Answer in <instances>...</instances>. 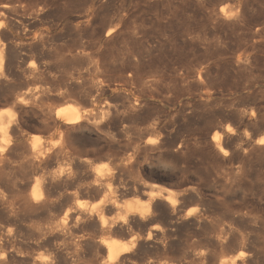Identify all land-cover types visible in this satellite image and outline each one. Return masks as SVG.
<instances>
[{"label": "rangeland", "instance_id": "1", "mask_svg": "<svg viewBox=\"0 0 264 264\" xmlns=\"http://www.w3.org/2000/svg\"><path fill=\"white\" fill-rule=\"evenodd\" d=\"M2 6L7 9L5 17L0 15V26L6 28L7 42L32 49L31 60L24 66L33 60L37 74L26 76L24 85L30 89L21 90L37 86L36 91L43 87L48 95L54 91L50 95L54 98L44 101L50 102L46 106L57 109L73 105L87 113L89 122L70 131L63 143L55 130L42 129L36 116L15 112V119L21 116L25 123L22 153L14 148L12 155L15 163L36 139L35 146L41 151L50 149L60 154L56 149H63L49 170L61 169L66 178H73H67L69 186L63 187L67 191L61 190L64 196H71L75 181L85 184L95 171L102 175L105 170L107 174L102 176L118 206L145 207L146 197L130 192L145 184L144 193L154 189L161 197L167 195L163 200L173 203L180 216L203 215L205 231L229 226L237 230L236 236L256 235L259 243L264 242V144L256 146L254 141L264 138V0H0ZM106 29H112L108 36ZM58 92L62 98L56 97ZM10 109L1 104L0 114L10 116ZM214 132L220 135L225 155L212 141ZM84 169L94 172L90 171L91 175ZM20 174L15 168L11 176L16 179ZM120 184L128 190L125 197L116 196ZM86 196H73L77 200L71 196L67 206L82 202L84 209L94 206L97 209L92 210L99 212L103 198ZM119 210L112 211V217L104 213V217L117 220ZM154 226L164 230L163 220ZM13 227L3 231L15 239L10 247L7 245V253L0 250L2 264H31L36 259L57 263L48 247L26 241L25 232ZM179 227L173 238L166 240L171 245L169 258L189 251L195 241L191 239L193 233L199 230ZM91 235L96 242L112 238L124 244L129 240L126 235ZM148 250L145 256L150 257H146H161V251ZM87 253H81L77 264H95L103 256Z\"/></svg>", "mask_w": 264, "mask_h": 264}, {"label": "bare ground", "instance_id": "2", "mask_svg": "<svg viewBox=\"0 0 264 264\" xmlns=\"http://www.w3.org/2000/svg\"><path fill=\"white\" fill-rule=\"evenodd\" d=\"M223 8L224 7H222V9ZM6 9L7 8L5 6L0 7V15L2 17H5L4 13L6 12ZM3 20L6 21L7 19L3 18ZM10 22H9V24H10ZM4 23H8V22H4ZM7 27H8V25H7ZM19 27H21V25ZM19 27H18V29H19ZM107 27H105V28H107ZM13 28H14V26H13ZM5 29L3 26H0V96H4L0 102V105L1 104L2 105L4 104V106L8 105V107L11 108L10 110H12L13 114L10 116H9V114L7 116L6 113H5V115L0 114V250L5 249V252H6L7 245H9L10 242L13 239H15V237H14L11 240L10 236H8L10 234L7 233L8 235H4L3 231L5 229L10 228L11 226H14V227L16 226L19 230L17 232H25V234H24L25 238L23 237L24 235L22 236L20 234L19 236L26 239V241H29V242L34 243V244H36V243L40 244V245L44 246V248L48 247L51 250V252L54 253V255L51 254V256H55V258L57 260V263L55 262V264H77L78 260L80 258V255H82L81 253H83L84 251H86V253L87 252H93V254L94 253L95 254L100 253L103 255V256L101 255L102 257H100V258H102V259L100 261H98V259L96 261H94L95 264H264V242L259 243L255 239L256 235L255 236H252V235L247 236V234H246V236H242V234H241V235L236 236L234 232H237V230L233 231L229 226L216 227V228H214L216 230H214L212 232H209V229L207 231H205L206 228H204V225L207 221L205 220L203 215H194L193 216V214L183 212L184 215L180 216L179 215L180 213L178 214L176 212V208L174 207L173 203H169V202L163 200V199H165L164 196H167V195H164V196L162 195V197H163L162 198L160 196V194H161L160 191L154 190V189L148 193L147 192L144 193L143 189H146L145 184L144 185L140 184V185L136 186L135 190L130 191L131 193H134V194L140 193V194H142L141 195L142 197H143V195H144V198L146 197V206L144 205L145 207L137 208L134 206V204L132 205V204H123V203H122L123 204L122 206H118V204H117L118 201L116 202L114 200V197L113 196L111 197L110 188L106 184L107 183V180L105 179L106 177L103 178V176H102V175H104L105 170L102 171V172H104V173H102V175L100 174V172L96 173V171H95L96 174L94 173L92 178H90L91 180L89 179V182H87L85 184H80V182L78 183L75 181L76 183L74 182V184H75L74 191L73 192L71 191L72 192V194H71L72 198H73V196H78L79 194L87 195V196L92 194V195L97 196V197L101 196L103 198V200H102V202L99 201L100 202V207H99L100 211L97 213L95 211H93L94 210L93 208H95L94 206L90 208L91 210H89V209L86 210V208L84 209L85 205L83 206L82 202H79V201H78L79 204H75L74 207H71V206L68 207L69 206L68 202H70L69 198L71 196L69 194L67 196L66 195L64 196L63 193L61 192L63 187L66 186L65 184H67L66 182H67L68 177L66 178V176H65L67 174L64 175L63 174L64 172L60 171L61 169L56 170V171L49 170L50 165L53 164L52 163L53 159L55 157H57V154H59V153H57L58 151L53 152L54 150L50 151V149H47L45 151H43V150L41 151V149H37L38 146L37 147L35 146V144L37 143L36 139L32 141L31 146L28 144L30 147V148L28 147L29 152L26 155H25V153H24V155L22 154L19 157L21 160L15 163V160L12 157V155L14 154V148H15V151H19L20 148H22L21 143H22L23 135L25 134V133L23 134V131H25L23 129V125L25 123L23 124V122H22L24 120L20 118L21 116L19 118L15 119V112H17V114L19 113V115L20 114H22V115L23 114L24 115L30 114L31 117H32V115L36 116L38 118V121H40V123L43 127V128L42 127L41 128L44 130H50V129L55 130L59 134L57 136H60V138H61L59 140H62L61 142H63V143L66 142V137H67V135H69L68 133L70 131L72 133L73 130L81 129L83 127V125H86V124H84V122H86V123H89V122H87V118H86L87 113L84 114V112H80L81 110L79 111L73 105L66 104L65 106L58 107L57 109L56 108L53 109V108L49 107L50 102L48 104H45L46 102H44V101L48 102L51 98H54V97L50 96L54 91H52V93L50 95H48L49 92L48 91L45 92L43 90V87H41L42 90L36 91V88H37V90H39L38 89L39 87H37V86H36V88H33V90H27V89H30V87H28V88L25 87L27 85L26 83H25L26 85H24V82L26 81V76H33V75H35V73L37 74V72H35L34 62L31 63L33 60L30 63H28L27 66H24L25 63H27L26 61L28 59H30V53H31L30 49L31 48L30 47H28V49L25 47L23 48L24 44L22 46V45L14 44V43L10 44L9 41L7 42L8 36L5 33ZM111 31H112V29L111 30L108 29L107 31H105V33L107 32L106 35L108 36V33L111 34ZM12 32H13V30H12ZM21 44H22V42H21ZM27 46H29V45H27ZM39 65H37V66H39ZM38 70H39V68H38ZM38 72H40V71H38ZM38 76H40V75H38ZM41 77H42V74H41ZM30 78H28V79H30ZM33 79H35V78H33ZM33 79H31V80L33 81ZM36 80H37V78H36ZM39 80H40V78H39ZM31 85H32V83H31ZM35 85L36 84H34L33 86H35ZM22 87L27 88L26 91L25 90L22 91L21 90ZM72 90H73V88H72ZM60 92H58L59 94H57L56 97L60 96L59 98H62ZM46 105H49V106H46ZM9 112H11V111H9ZM87 117H89V116L87 115ZM114 118H115V116H114ZM91 124H92V121H91ZM89 126H90V124H89ZM90 128H92V127H90ZM85 130H86V128H85ZM77 131H79V130H77ZM218 136L220 137V135H218ZM218 136L215 133L214 138H212V141L215 142L217 150L219 151V153H221L222 155H225L226 150L222 148L220 138ZM24 137H26V136H24ZM262 140H264V138L262 136L260 138L258 137L256 139H254L256 146L264 144V143H261ZM151 142H150V145H151ZM152 146H153V144H152ZM65 148H66V146H65ZM147 148H148V145H147ZM254 148H252V149H254ZM256 148H258V147H256ZM109 149H111V148H109ZM56 150H59L60 154H61V150H63V149H56ZM20 151L22 153V150H20ZM20 151H19V153H20ZM15 154H16V152H15ZM107 154H109V153H107ZM88 167H91V166H88ZM15 168L21 172L19 178H16V179L11 176V174H13L15 172ZM97 168L101 170V168H99V167H97ZM97 168H91V169L98 170ZM84 171H86V170L84 169ZM90 171H88L90 174H91V172H94V171H91V172ZM39 172H41V173L43 172L44 175L40 174ZM88 172L86 171V173H88ZM36 173L40 174L42 176L40 177L38 175L39 178L38 177L35 178ZM105 174H107V173H105ZM108 177H110L109 172H108ZM70 178H72V177L70 176ZM70 178H68V180ZM111 178H112V176H111ZM115 179H116V177H115ZM115 179L113 182H115ZM70 181H73V180H70ZM72 183L73 182H71V186H72ZM74 184H73V186H74ZM132 185L134 186V184H132ZM149 185H151V184H148V187H149ZM123 186H122V188L121 187L116 188V191H115V193L117 194L116 196L125 197V194L127 193L128 190L124 189ZM113 187H116V186L114 185ZM157 187L160 188L159 185ZM152 188H154V187H151V189ZM66 189H67V187H66ZM66 189H63V191ZM148 190H149V188H148ZM66 191L64 193L67 194ZM5 193H7V195H9V196L7 197L5 195ZM112 193H114V192H112ZM163 194H164V192H163ZM5 196L7 198H5ZM138 196H140V195H138ZM118 197H117V200L120 201V199ZM160 197L162 198V200ZM9 198H11V199H9ZM61 198H62V200H61ZM83 198H85V196H83ZM79 199H80V196H79ZM123 200H122V202H124ZM143 200H145V199H143ZM196 200H198V198ZM193 201H195V199ZM144 203H145V201H144ZM137 205H139V204H137ZM96 207H98V206L96 205ZM95 209H97V208H95ZM118 209H120L119 211L121 212V216L118 217V215H116L118 218L117 220H112L114 218V216L110 220H108L109 218L106 219L104 217V213H108L112 217V213H113L112 211L118 210ZM159 209H160V211H159ZM96 211H98V210H96ZM157 212H162V213L157 214ZM206 215H207V213H206ZM159 219H161V222L163 220V223H164V227H162V228H164V230L162 229L163 231L161 229H159L158 226H154V223L156 221H158ZM157 223H159V222H157ZM215 224H217V223H215ZM220 224H219V226H220ZM180 225H181L182 229H184V230L185 229H187V230L189 229L188 231H190V230L192 231L195 229L196 230L199 229V230H197L198 232L193 233V238H191V239L195 240V241L192 244V246H190L191 248L189 251L185 252L183 254V256H181V257H179V255L177 254L178 255L177 258H173L172 257L173 255L171 254L172 258H169L170 255L167 254V251L169 250V252H170L171 245L166 240L168 237L170 239V236H172V234L176 230H178V228H180L179 227ZM222 225H224V223ZM14 227H13V229H15ZM212 227H214V226H212ZM17 228H16V230H17ZM10 230H8V232ZM136 231H138L139 234ZM244 231H246V230H244ZM92 233H99V234H101V236L102 235H108L109 237L112 235H114L115 237H117L116 235H126L128 237L127 240L128 239L129 240L127 243L123 242L124 244H118L114 241H111L112 238L110 240L104 239V242H101V241L96 242L92 237L93 235H91ZM190 233H192V232H190ZM238 234H240V233H238ZM243 234L245 235V233H243ZM12 235H14L13 232H12ZM126 236H124V237H126ZM175 236H176V234L174 235V237ZM178 236H180V235H178ZM96 237H98V236H96ZM103 238H105V237H103ZM172 238H173V236H172ZM180 238H181V236H180ZM17 239H18V237H17ZM19 239H21V238H19ZM97 240H98V238H97ZM99 240H100V238H99ZM177 240H179V238ZM188 240H189V238H188ZM22 242L26 243L23 241V239H22ZM174 242H176V241H174ZM26 245H27V243H26ZM31 245H33V244H31ZM183 246H184V244H183ZM9 247H10V245H9ZM11 248H8V249H11ZM148 248H154L158 252L161 251V257L151 258V259L146 257L148 254H146V256H145V253L146 252L148 253V251H150V249L148 250ZM173 248H174V246H173ZM8 249H7V251H10ZM174 250H175V248H174ZM176 250L180 251L177 248H176ZM181 250H183V249H181ZM10 252L12 253V251H10ZM232 252H236L237 254L235 256L232 255L233 257L232 256L229 257L228 255H230V253L232 254ZM11 253H10V256H11ZM14 253H15V251H14ZM180 253H181V251H180ZM149 254H151V253H149ZM17 255L19 256V254H17ZM158 255H159V253H158ZM21 256L22 255H20V257ZM148 256L150 257V255H148ZM155 256H157V255H155ZM8 257L9 256L7 255V258ZM15 257L17 258V256H15ZM22 257H24V256H22ZM95 257H96V255H95ZM35 259H36V257H35ZM24 260H22V261H24ZM37 260L38 259H36V261H32V258H31L32 262L30 260H28L27 262L30 261L31 264H51V263L47 262V260L46 261L44 260V262L42 261L43 259L41 261L40 260L37 261ZM85 260L87 262V259H85ZM1 261H0V264H2ZM16 262H18V261H16ZM5 263H3V264H5ZM19 263L21 264L22 262H19ZM8 264H10V263H8ZM92 264H93V261H92Z\"/></svg>", "mask_w": 264, "mask_h": 264}, {"label": "snow or ice", "instance_id": "3", "mask_svg": "<svg viewBox=\"0 0 264 264\" xmlns=\"http://www.w3.org/2000/svg\"><path fill=\"white\" fill-rule=\"evenodd\" d=\"M261 143H264V140H262Z\"/></svg>", "mask_w": 264, "mask_h": 264}]
</instances>
